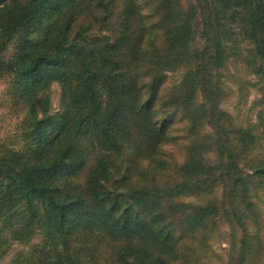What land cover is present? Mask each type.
Listing matches in <instances>:
<instances>
[{"label":"trees","instance_id":"trees-1","mask_svg":"<svg viewBox=\"0 0 264 264\" xmlns=\"http://www.w3.org/2000/svg\"><path fill=\"white\" fill-rule=\"evenodd\" d=\"M204 1L197 29L199 5L181 0H0V82L22 116L0 144V262L20 244L9 264H196L190 241L226 214L229 264H264V0ZM238 37L262 95L246 127L220 108ZM178 110L179 165L165 152Z\"/></svg>","mask_w":264,"mask_h":264},{"label":"rangeland","instance_id":"rangeland-1","mask_svg":"<svg viewBox=\"0 0 264 264\" xmlns=\"http://www.w3.org/2000/svg\"><path fill=\"white\" fill-rule=\"evenodd\" d=\"M143 5H146L144 1L141 0ZM186 9L192 8L193 6L199 5V14L197 20V29L201 28L202 15L204 9L203 5L205 1L203 0L201 4L198 0H181ZM236 43V48L234 46L224 69L221 70V81L223 83V89L228 90V96L224 102L220 104V108L232 115L235 118V122L243 127H246L249 123L255 124L258 118V112L260 107L257 105L258 101L262 98L258 86H254L258 78L250 72L246 67L245 56H247V49L249 48L243 37H238ZM206 43V39L202 34V31H198L193 38L191 43L192 48L195 50ZM231 44V43H230ZM190 68L179 67L174 72L168 73L166 81V87L174 85V83L183 80V77ZM7 83L4 81L0 82V144L11 145L16 133L17 126L21 120L19 117V111L13 109L9 103V95H7ZM53 91V109L54 112H58L60 109L61 102V87L58 83H55L52 88ZM167 93V91H166ZM197 100L196 107L201 105V98ZM172 116V117H171ZM171 121H173V138L169 145L166 146L165 152L169 156L170 160L181 164L185 160L186 146L189 143V139L186 137L187 121H183L181 111L171 112ZM203 133L210 134L212 130L208 126H203ZM218 141L213 139L210 144V151L205 153V160L210 164H214L217 161L218 155L220 154V147L218 146ZM242 168H244L242 166ZM250 169V166L244 169V172ZM171 180V178H170ZM222 184L216 189L215 194L221 205L223 197ZM260 196L259 206L264 209V194L263 191L258 192ZM210 199V198H209ZM214 199V198H212ZM185 200V199H183ZM257 196L252 199L256 201ZM187 201H192L193 203H201L199 200L191 199ZM206 203V202H204ZM225 208L228 204H225ZM223 208V209H225ZM215 228H201L198 232L196 238L190 241V244L194 246L196 251L195 261L196 264H229L230 259L233 256L234 245L236 240H234L235 232L237 229L233 230L230 222L228 221L227 215L219 216L216 220ZM262 227H264V215L261 219ZM239 234H241L239 232ZM41 241V238H37L32 243L36 244ZM27 249L26 246L15 244L10 253L4 258L0 264H9L16 254Z\"/></svg>","mask_w":264,"mask_h":264}]
</instances>
